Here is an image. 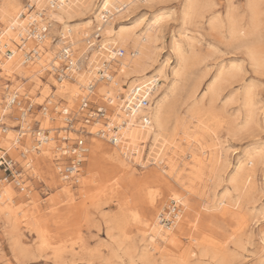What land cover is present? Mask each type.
<instances>
[{"label": "bare ground", "instance_id": "1", "mask_svg": "<svg viewBox=\"0 0 264 264\" xmlns=\"http://www.w3.org/2000/svg\"><path fill=\"white\" fill-rule=\"evenodd\" d=\"M25 1L26 3L21 5L18 0H0V74L3 73L6 77L5 80L11 82L7 87H4L2 84L0 85V115L9 112L4 101V98L8 94V89L20 91L21 95L29 98L31 102H33L27 95L28 92L23 94V89L26 88L27 85L33 86V89L39 91L36 100H39L40 104L48 100L49 105H56L58 103L64 111L74 112L78 108V103H76L78 102V97L80 95H86L84 94L83 88L95 77V68L103 59H107L105 51H108L111 47L122 49L125 52L124 56L117 59L116 63L113 65V70L117 72L114 82L109 85L98 84L95 88V92H93V98L98 100L105 95L116 93V91L124 94L126 98L128 92L136 84L145 87L147 83H151L152 81L160 82L153 96L154 100L152 102V107L148 111V122L144 125L136 121L138 114H144L142 112L124 118L127 120V125L121 131V143L117 146L107 147L105 142L97 138L90 139L89 152L83 160L91 164H99L102 161H114V163L116 162V164L118 163L120 165L123 162V156L127 152L131 151L135 157L137 154V146L142 141L147 142L148 140L151 141L155 148V152L153 151L155 155L163 161L167 150H170L172 147H179L184 143L185 149L181 151V155H177V158L183 159V157H185L188 158L189 161L180 163L176 162L172 156H168L166 163L167 171L163 173L165 176L172 179L177 187L166 185V191L171 197L170 203L174 202L178 206L176 220L173 221L171 225L164 226L161 224L160 214L165 211L167 207L162 209L156 218L145 220L144 229L150 238L149 249L150 252L153 251L152 254L155 252L159 254L161 258L178 255L181 253L178 248V237L186 229L187 233H190V246H200L205 248V250L211 247L210 249L215 248L217 250V243H214L212 238L207 237V234L204 235V231L200 232L198 227L200 228L201 226L197 225L199 223H195L198 216L201 215L200 208L202 211L208 213L213 210V212H217L219 217L231 216L232 218H238L241 210L239 209L238 212L231 211L232 208H238V203L232 202L230 192L233 190L239 193L238 199H241L244 191H246L248 185H250L251 181L254 179L255 162L263 158L261 153L257 151L258 153L255 154L252 152L248 156L246 162H239L231 174L232 176L228 179L231 189H224L222 192L223 194L218 198H215V195L211 197V195L206 194V192L199 193L198 188H196L198 187L197 183L199 184L202 180L201 177L204 170H208L210 174H214L217 170L219 160L222 159L223 156V150L219 144L216 143L217 141L211 145L206 144L205 135L208 132V124L203 117L205 116L207 106H205L203 99H208L209 111L212 113L215 103L221 95L222 84L230 81L234 76L232 70L226 72L219 70L206 83L204 92L200 95L199 100H196L197 92L201 85H204V79L209 73L198 77L199 79L197 78L198 80L196 81L194 80L195 83H192V87L190 88L189 82L192 80V75L194 74L193 70L203 61L198 50L196 49V52L193 48L192 38L188 37L186 34H180L177 38L171 37L169 49L172 54V61L166 59L160 62L157 59L158 51H156L159 48L158 42L161 41L158 32L167 14L164 17L163 15H153L144 22V24L141 19L139 21H133L132 23H127L129 18L125 19V17L136 8L137 4H150L155 1L160 2L161 0H102L100 3L96 2L97 4H95V0ZM53 2L54 5L53 8H51V3ZM263 2L264 0H246L245 9H247V11H245L249 13V17L247 21H245L243 15H238L227 8L224 14L215 11V5L211 0H183L179 10L180 21H182L183 24H187V22L190 23L197 18L202 19L206 21L205 23L208 29L213 32L225 30L231 38L237 36L241 39H246V37L251 36L253 33H257L258 35V32L255 33L257 28L262 29L261 26L263 25L260 26V5H263ZM28 8L31 9V11H28ZM36 11H44V13L42 12L44 14L42 20L47 21L50 27L49 34L68 38L72 50H74L73 47L75 44H83V42L88 43V39L92 36L87 35L90 30L91 22L96 23V29H99L98 35L101 39L97 41L99 43V45H97L98 47L88 50V48L84 49L81 46V57L77 56V58L80 59L81 67L79 71L75 72L69 79L56 82L51 76L47 75V77H49V79H47L48 81H43V79L46 78L45 74L48 73L47 71L59 64L54 60L55 57H58V48L59 45L62 44V40H58L56 44L49 47L48 40L42 45H39L26 37L25 34L28 32L27 27L29 23L36 19L37 23L42 24V21L40 22L39 18L35 17ZM88 14H91V17H93L91 20L89 19V21L85 22L82 26L73 29L70 28L68 22L71 19L82 18ZM22 15H24V17H22ZM119 16H122L120 20L118 19ZM116 18L118 21H114ZM190 24L188 25L190 26ZM184 29L182 28V31ZM245 39L244 41L248 43L249 40ZM244 41L242 44L246 43ZM255 41L256 40H254V42ZM247 46H249V44ZM260 49L261 48H259V51ZM36 51L38 52L37 54H39L36 60L27 62L25 57L28 55L26 54ZM258 55L259 54H256L255 51L252 50V52H250V59L254 62L255 66H259L260 68L264 67V62L260 60ZM237 70H239V67ZM258 70L260 71V69ZM233 81H235V79ZM114 84L116 86L115 88H113ZM4 88L7 90L5 91ZM55 98L60 99L61 103L57 102V99L54 100ZM232 101L233 100H231V102ZM242 103L245 109V112H243L245 113L244 123L245 126H249L254 123V118L256 116V103L253 102L250 89L244 91ZM185 104H189V106L188 108L186 107L187 109L184 107L186 110L184 113H181V109ZM214 113L216 112L214 111ZM220 114L221 113H218L219 116ZM119 116L121 118L124 117L123 113L120 111V107H115V114L112 118L117 119ZM60 120L61 117L57 114L51 116L47 115L43 120H40L42 128L49 131V142L46 146L40 148L38 152L33 153L28 158L33 162L31 166L32 174L38 177V179L39 173L36 168L38 167L40 169L41 167L42 170L41 164H46V168L48 169L54 168L57 173L58 166L52 161L57 146L64 147L62 143L58 142L59 139L64 136L63 133L59 132L61 131L60 128H63ZM234 129H236V127ZM56 130L59 132L57 135L55 134ZM218 131L220 130L218 129ZM14 136V130L9 129L7 134L0 138V147L9 149V152L13 156L16 154L13 150L15 146L11 142ZM175 136H179V144H176L174 139ZM25 142L26 145L33 150V144L29 137L26 138ZM172 153L176 154L175 151H172ZM180 164H182L181 166L183 169L179 172L178 166ZM83 165L81 167L76 166L72 172L79 187L94 183L91 177H89L90 179L80 178L84 169ZM221 167L219 166L218 169ZM181 173H186L185 176L187 178L184 179L186 180L184 182L181 181ZM60 181V190L52 197V201L63 196L66 197L67 202L73 204L74 197L71 194V184L63 180ZM186 182L188 185H186ZM30 192L24 189L21 194L18 195V198H24L28 204L30 203L32 205L35 203V199L30 196ZM154 194L156 195L155 197L160 196L159 190L155 191ZM15 195L16 192L12 186L7 184L1 188L0 216L6 218V223L12 230H16L21 224L20 217L23 218L24 221L28 214V217H30L29 224L31 223L34 225L35 232L39 236L41 244H44L47 239L45 238L43 229L39 225L37 217L33 216L34 212H30L31 209L29 206V208L26 206L23 209L19 206H15ZM194 197L201 201L200 207L194 206L192 202ZM170 203L168 205H170ZM149 204L151 208L155 209L156 204L154 199H152ZM216 216L217 215L214 217L216 218ZM26 221H28V218ZM204 229L205 228H203V230ZM213 237H215V235ZM158 241L162 243V249L157 248L156 243ZM184 253H186V251Z\"/></svg>", "mask_w": 264, "mask_h": 264}, {"label": "rangeland", "instance_id": "2", "mask_svg": "<svg viewBox=\"0 0 264 264\" xmlns=\"http://www.w3.org/2000/svg\"><path fill=\"white\" fill-rule=\"evenodd\" d=\"M18 1L21 5L26 3L25 0ZM101 1L95 0V4ZM211 1L215 5V11L221 14H224L227 8L238 15H243L245 21L249 17L245 9L246 0ZM182 3L183 0H161L150 4H137L125 19L129 18L127 23L141 19L144 24L153 15L170 16L164 17L158 32L161 41L158 42L159 48L156 51H158L157 59L160 62L166 59L172 61L169 49L171 37L177 38L180 34H186L192 38L193 48L198 50L203 61L193 70L194 74L189 82L190 88L192 83L199 79L198 77L209 73L204 79V85L202 84L197 92L196 100H199L204 92L206 83L219 70L225 72L232 70L234 74L230 81L222 84L221 95L213 108L216 113L209 111L208 99H203L207 106L203 117L208 124V132L205 135L206 144L211 145L217 141L216 143L223 150V156L214 174L204 170L202 180L199 184L197 183L198 192H206L211 197L215 195V198L220 197L224 189H231L228 179L239 162H246L252 152L253 154L259 152L263 156L255 162L254 179L244 191L245 194L242 191L241 199H238L239 193L233 190L230 192L232 202L238 203V208H232L231 211L241 210L238 218L219 217L213 210L208 213L200 208L201 215L195 223L201 226L198 227L200 232L204 231V235L207 234V237L217 243V250L210 249L211 247L205 250L200 246H190V233H187L185 229L178 237V248L181 252L178 255L161 258L159 254L154 252L153 255V251L150 252V238L145 232L144 222L146 219L156 218L159 212L170 203L171 197L166 191V185L177 188L173 180L163 174L167 171V157L172 156L176 162L180 163L189 160L185 157L177 158V155H181V151L185 149L184 143L167 150L164 160L161 161L155 155V148L151 141L147 140L137 146L135 157L131 151L127 152L120 165L114 161H102L99 164L85 163L80 178L91 177L94 183L79 187L77 182L76 184L72 182L70 186L74 197L73 204L67 202L66 197L63 196L52 201V197L60 190L61 181L54 168L48 169L46 164H41L42 170L41 167L40 169L37 167L39 179L44 181L47 188H42L37 181H32L30 196L35 199V203L31 205L26 199L18 198L21 192L15 190L14 204L22 209L26 206L30 207V212H34L33 216L37 217L47 241L41 244L34 225L29 224L30 217L27 213H25L27 214L25 222L19 216L21 224L16 230H12L7 225L6 218L0 216V264H264V67L255 66L250 59V52L253 50L264 62V2L260 5L262 29H256L255 33L258 32V35L253 33L246 37L249 40L248 43L244 41L245 38L241 39L237 36L231 38L225 30L216 31L218 33L209 30L206 21L202 19L197 18V21L193 20L191 24L189 22L183 24L179 15ZM92 18L91 14H88L82 18L71 19L68 23L73 29L84 25ZM121 18L122 16L118 17L119 20ZM182 28L185 29L182 31ZM95 31L96 23L91 22L87 35L91 36ZM49 36L47 41L49 47L60 40V36L53 34ZM241 40L246 42V45L242 44ZM85 44L87 45L85 42L74 45L73 51L76 57H81V46L86 49ZM60 46L61 44L59 48ZM54 61H57L56 57ZM238 67L239 70H237ZM47 75L48 73L45 74L44 82L49 79ZM1 78L6 79L3 73L0 74ZM246 89L251 90L253 102L256 103L254 120L257 122L254 121L249 126H245L244 123L245 109L242 103ZM38 92L29 85L23 89V94L27 93L37 105L40 104V101L36 100ZM58 98L54 100L57 99L56 101L60 102ZM185 105L181 113H184L189 106V104ZM217 111L223 117L221 114L220 117ZM174 139L176 144L180 143L179 136H175ZM106 146L110 147L107 144ZM181 165L178 166L179 172L183 169ZM219 166L222 167L218 169ZM185 175L186 173H181L180 176L183 182L187 178ZM186 185H188L187 182ZM158 190L160 196L155 197L154 192ZM152 199L155 200V209L149 204ZM192 202L195 207H200L201 201L198 198L194 197ZM215 215H217L216 218ZM27 218L28 221H26ZM156 245L157 248H163L159 241ZM183 251L186 253L188 251L187 255Z\"/></svg>", "mask_w": 264, "mask_h": 264}, {"label": "built area", "instance_id": "3", "mask_svg": "<svg viewBox=\"0 0 264 264\" xmlns=\"http://www.w3.org/2000/svg\"><path fill=\"white\" fill-rule=\"evenodd\" d=\"M53 5L54 2L51 3V8ZM28 11L31 9L28 8ZM42 12L44 13V11L35 12V17L39 18L42 24L37 23L36 19L33 20L29 23L28 32L25 34L28 39L39 45L50 38L48 36L50 27L46 20H42L44 18ZM98 32L97 28L88 39V50L98 47L97 41L101 39ZM60 40H62V44L57 53L58 57H56L59 64L47 71L48 75L56 82L69 79L81 67L80 59L75 56L70 40L64 37H60ZM37 53L36 51L26 54L28 55L25 57L26 61H35L37 55L39 56ZM124 54L122 49L113 47L105 51L107 59H103L95 68V77L83 88L86 95L78 97V108L74 112L64 111L58 103L49 105L48 100L43 104L36 105L29 98L21 95L20 91H10L4 88L5 91H8L4 101L9 112L0 115V138L6 135L9 129H13L15 136L11 142L18 149L13 147L16 153L13 156L9 149L0 147V190L8 184L16 191L22 192L25 189L30 192L32 181L35 180L41 184L42 188H47L43 180L32 174L33 162L28 159L30 155L38 152L49 142V131L43 129L40 123V120H43L47 115L57 114L61 117L63 128H60L59 132L64 136L58 142L62 143L64 147L57 146L52 162L58 166V178L69 184L76 182L72 175L73 169L86 163L83 158L89 152L90 139L97 138L110 147L117 146L121 143V131L127 125V120L124 118L142 112L144 114H138L136 121L144 125L147 124L148 111L152 107L153 96L160 82L152 81L145 87L136 84L128 92L126 98L124 94L117 91L98 100L93 98V92L98 84L109 85L114 82L117 72L113 70V65ZM0 81L4 87L11 84L9 80L3 78ZM115 87L114 84L113 88ZM115 107H120V111L124 115L123 118L120 116L117 119L112 118L115 114ZM59 132L56 130L55 134L57 135ZM27 137L33 144V150L26 145ZM177 207L176 203L171 202L165 211L161 212L160 222L162 225H171L176 220Z\"/></svg>", "mask_w": 264, "mask_h": 264}]
</instances>
